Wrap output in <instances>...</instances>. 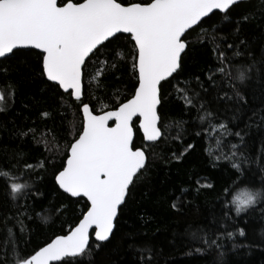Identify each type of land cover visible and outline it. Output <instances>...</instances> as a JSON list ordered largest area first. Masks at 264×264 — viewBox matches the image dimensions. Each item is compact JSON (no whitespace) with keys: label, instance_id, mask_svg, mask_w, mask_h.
<instances>
[{"label":"snow or ice","instance_id":"snow-or-ice-1","mask_svg":"<svg viewBox=\"0 0 264 264\" xmlns=\"http://www.w3.org/2000/svg\"><path fill=\"white\" fill-rule=\"evenodd\" d=\"M248 3L249 0H140L125 5L119 0H0V77L7 78L21 68H32L48 89L52 92L62 90L61 98L64 95L71 97L82 113L81 130L67 143L66 160L53 176L57 192L67 194L66 198L84 200L78 223L69 227L67 234L55 235L43 247L29 253L26 246L20 248V242L27 231L25 218L32 219L29 200L34 207L45 195L36 183L43 177L31 163H25L15 174L0 173L6 197L15 203V215L11 211L7 215L0 213L3 229L8 234L16 228L20 232L14 241L5 237L0 264H95V252L114 235L133 192L141 181L150 177L151 160L160 158L153 154L150 159L148 149L134 146L137 121L149 147L165 140L185 139L186 122L164 123L160 109L166 103L163 83L172 80L179 83L178 78L184 73V58L194 47L189 30L195 28L201 32L199 43H211L218 60L214 70L206 74V82L196 76V84L207 96L213 90L209 85L215 87L219 77L222 93L197 108V120L200 124L208 122L210 127H216L215 120H227L218 124L217 131L223 130L227 137L237 142L228 141V151L215 154L212 161L214 167L224 163L232 170V179L218 197L222 218L217 231L198 229L191 234L190 241L179 243L187 249L184 253L187 257H203L215 249L217 256L213 264H223L227 255L225 241L231 243L233 252L253 246L251 242H245L248 237L246 225L255 215L264 221V158L259 152L253 158L244 149L248 148L247 138L253 131L264 134V104L251 109V115H248L249 93L240 85L246 86L252 81L253 73L257 79L264 73L260 66L264 65V58L257 61L250 51L252 43L247 37V28L256 22V13L241 8ZM211 16L218 18L217 23L205 27L206 18ZM225 24L229 31H218ZM118 34H127L128 42L133 45L132 59L130 66L113 63L111 69L128 70L134 90L121 102L115 93L107 96L105 86V96L110 103L102 104L97 111L84 100L85 79L89 68L96 64L93 57L119 40ZM26 49L38 50L34 67ZM117 55L121 61L125 59L119 53ZM247 60L251 62L247 63ZM99 64L102 67L87 81L89 86L93 81L99 83L98 78L108 71L106 60ZM11 87L14 92L15 86ZM177 91L186 109L196 107L195 99L200 98V92L194 97L189 94L191 89L178 88ZM5 100L6 96L0 93V101ZM212 103L224 104L225 115L206 107ZM4 111L0 108V112ZM229 112L232 113L230 120L227 119ZM41 115L46 118L50 113L45 111ZM173 127L175 135H171ZM194 134L201 135L200 131ZM225 139L218 141L221 147ZM260 144L264 147V136ZM194 147L193 143H188L167 160L179 163ZM48 163L54 164V160L44 161L41 168ZM237 182L250 187L231 195V185ZM201 187L211 189L214 184ZM185 192L187 189L182 188L181 193ZM171 207L175 210L177 204L173 202ZM67 208L68 204L61 202L56 215L63 214ZM36 215L39 217L40 214ZM229 223L233 225L231 230ZM92 232L94 241L90 243ZM261 232L264 233V229ZM130 239L128 248L133 250L136 264H159L157 257L163 255L162 251L157 252L155 246L137 245L134 238Z\"/></svg>","mask_w":264,"mask_h":264},{"label":"trees","instance_id":"trees-1","mask_svg":"<svg viewBox=\"0 0 264 264\" xmlns=\"http://www.w3.org/2000/svg\"><path fill=\"white\" fill-rule=\"evenodd\" d=\"M119 2L127 5L140 0H119ZM241 8L244 11L256 13V22L247 28V37L252 43L250 49L252 57L260 61L264 58V16L261 15L264 14V1L251 0ZM206 19L205 27L216 24L218 21L215 16ZM218 31L228 32L229 27L225 24ZM119 36V40L109 44L107 48H102L101 54L93 57L96 64L89 68V75L85 79L84 100L97 111L102 104L110 103L105 96V86L107 96L115 93L121 102L134 90L132 88L134 81L130 79L128 70L111 69L113 63L129 66L131 64L133 45L128 42L127 36ZM189 39L194 47L184 58V73L178 78L179 83L177 80L163 83L166 103L160 109L164 123L179 120L186 122L184 124L187 130L185 139L183 141L165 140L154 147H149V144L144 143L138 128L134 130V146L148 149L150 159L153 154L160 158L151 160L153 167L150 177L141 181L140 186L133 192L128 201V207L117 222L114 235L95 252V264H136L133 259V250L128 248L129 243L132 242L130 238H134L137 245L155 246L157 252L162 251L163 255L157 257L159 264H213L216 259L215 249L209 250L203 257H187L184 255L187 249L179 242L190 241L191 234L198 229L211 233L217 231L222 218L218 197L232 179V170L224 163L214 167L212 161L215 159V154L228 151V141L232 143L237 141L227 137L223 130L217 131L218 124L227 120L213 121L216 127H210L208 122L200 124L197 120L199 115L197 108L204 101H213L218 94H222L221 82L217 77L216 86L209 85L213 90L207 96L198 87L195 77L200 76V80L206 82V74L214 70L218 60L212 51L211 43L203 45L199 43L201 40L199 28L190 30ZM24 51L30 53L29 62L34 67L36 51ZM118 53L125 58L123 61L119 59ZM228 55L231 56V52ZM101 60L107 61L108 71L98 78L99 83L93 81L89 86L87 81L92 79L95 72L102 67L99 64ZM260 66L264 68V65ZM184 81H190V83H184ZM12 85L15 86L14 92ZM227 87L228 85L225 84V90ZM240 87L249 93L248 115H251V109L264 104V73L258 79L253 73V80L246 86L240 85ZM178 88L191 89L189 94L194 97L196 92L201 93L200 98L195 99L196 107L190 109L184 107V101L179 98ZM0 93L6 96L5 101H0V108L5 109L4 112H0V173L15 174L23 168L25 163H31L43 177L42 180L37 179L36 183L40 185V190L45 195L36 202L34 207L31 206V199L29 200V212L32 219L25 218L27 231L24 232L20 242V248L25 249L26 246V251L31 253L33 249L43 247L55 235L67 234L69 227H74L78 223L81 209H84L83 199L66 198V194L56 191L53 176V172L66 160L64 152L67 143L70 142L72 135L78 134L81 130L82 116L71 97L64 95L61 98V91L52 92L42 83L39 73L34 72L32 68H21L19 72H13L7 78L0 77ZM65 105H71V107H65ZM206 107L213 112H218L221 116L225 115L224 104L217 106L212 103ZM45 111L50 113L46 118L41 115ZM231 115V112L227 113L228 120L231 119ZM196 131H200L201 135L195 136ZM20 132H27L28 135L20 136L18 135ZM175 134L176 129L173 127L171 135ZM262 136L264 134L253 131L251 137L247 138L248 148L244 150L248 151L253 158L258 152L264 158V147L260 144ZM224 138H226L225 143L221 147L218 141ZM188 143H193L195 147L183 157L181 162L167 160L174 151L178 154ZM46 160H54V164L48 163L42 169L41 165ZM257 179H259L258 176ZM209 183L214 184V187L211 189L201 187ZM2 185L3 179H0V213L7 215L11 211L15 215V203L6 197ZM249 187L243 183H233L231 195ZM182 188L187 189V192L181 193ZM177 197L180 199L177 200ZM61 202L68 204V208L63 214L57 216L56 209ZM173 202L177 204L175 210L171 207ZM37 213L40 214L39 217ZM250 220L251 223L246 225L248 237L245 242H251L253 246L233 252L230 250L231 243L225 241L227 255L223 264H264V233L261 232V229H264V221H261L258 215L250 217ZM3 223V220H0V251L6 236L10 242L20 236L18 228L13 229L12 234H8L3 229ZM228 227L231 230L233 225L229 223ZM92 241L94 240L90 238V243ZM169 241L176 243L170 244ZM9 251L11 252V245H9Z\"/></svg>","mask_w":264,"mask_h":264},{"label":"water","instance_id":"water-1","mask_svg":"<svg viewBox=\"0 0 264 264\" xmlns=\"http://www.w3.org/2000/svg\"><path fill=\"white\" fill-rule=\"evenodd\" d=\"M249 1H251V0H249ZM264 1V0H263ZM190 31V30H189ZM118 35H124V36H127V34H118ZM106 43V42H105ZM26 50H34V49H26ZM34 51H38V50H34ZM51 83V82H50ZM62 91V90H61ZM81 116H82V113H81ZM137 128H138V121H137ZM139 130V129H138ZM139 133L141 134V136H142V138H143V134H142V131H140L139 130ZM134 138H135V133H134ZM143 141H144V143H146V144H149V142H146L145 140H144V138H143ZM67 195V194H66ZM73 199H78V198H73ZM91 231V230H90ZM90 238H92L93 240H94V232H92V235H91V237ZM107 242V241H106ZM103 243H105V242H103Z\"/></svg>","mask_w":264,"mask_h":264}]
</instances>
